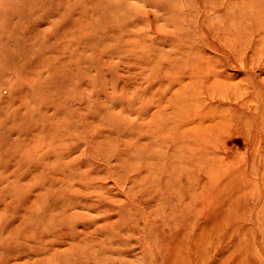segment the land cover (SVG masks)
<instances>
[{"label":"rangeland","instance_id":"374dc122","mask_svg":"<svg viewBox=\"0 0 264 264\" xmlns=\"http://www.w3.org/2000/svg\"><path fill=\"white\" fill-rule=\"evenodd\" d=\"M0 248L264 264V0H0Z\"/></svg>","mask_w":264,"mask_h":264},{"label":"bare ground","instance_id":"6f19581e","mask_svg":"<svg viewBox=\"0 0 264 264\" xmlns=\"http://www.w3.org/2000/svg\"><path fill=\"white\" fill-rule=\"evenodd\" d=\"M4 243V242H3ZM1 249V248H0ZM15 255V254H14Z\"/></svg>","mask_w":264,"mask_h":264}]
</instances>
